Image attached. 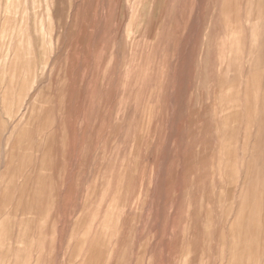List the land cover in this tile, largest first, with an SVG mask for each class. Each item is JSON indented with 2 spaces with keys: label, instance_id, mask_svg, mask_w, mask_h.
Masks as SVG:
<instances>
[{
  "label": "rangeland",
  "instance_id": "374dc122",
  "mask_svg": "<svg viewBox=\"0 0 264 264\" xmlns=\"http://www.w3.org/2000/svg\"><path fill=\"white\" fill-rule=\"evenodd\" d=\"M0 264H264V0H0Z\"/></svg>",
  "mask_w": 264,
  "mask_h": 264
}]
</instances>
